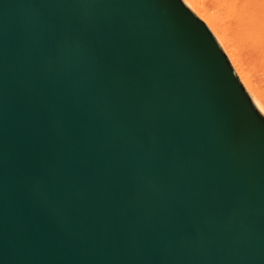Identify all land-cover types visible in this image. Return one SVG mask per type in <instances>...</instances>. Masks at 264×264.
<instances>
[{"label": "water", "instance_id": "obj_1", "mask_svg": "<svg viewBox=\"0 0 264 264\" xmlns=\"http://www.w3.org/2000/svg\"><path fill=\"white\" fill-rule=\"evenodd\" d=\"M260 109L183 0H0V264H264Z\"/></svg>", "mask_w": 264, "mask_h": 264}, {"label": "bare ground", "instance_id": "obj_2", "mask_svg": "<svg viewBox=\"0 0 264 264\" xmlns=\"http://www.w3.org/2000/svg\"><path fill=\"white\" fill-rule=\"evenodd\" d=\"M211 29L260 106L264 107V4L257 2L189 3Z\"/></svg>", "mask_w": 264, "mask_h": 264}, {"label": "snow or ice", "instance_id": "obj_3", "mask_svg": "<svg viewBox=\"0 0 264 264\" xmlns=\"http://www.w3.org/2000/svg\"><path fill=\"white\" fill-rule=\"evenodd\" d=\"M185 4H189L191 0H183ZM202 2H257V0H202ZM259 3L264 4V0H258ZM57 31L65 33V40L61 41L59 46L61 48H78L91 43V37L87 33L85 27L76 22H69L64 25H53L50 29V35L55 38ZM264 113V107L260 109Z\"/></svg>", "mask_w": 264, "mask_h": 264}]
</instances>
